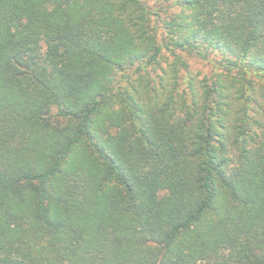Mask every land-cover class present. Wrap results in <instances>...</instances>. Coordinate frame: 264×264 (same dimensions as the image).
I'll return each mask as SVG.
<instances>
[{
    "label": "trees",
    "instance_id": "16d2710c",
    "mask_svg": "<svg viewBox=\"0 0 264 264\" xmlns=\"http://www.w3.org/2000/svg\"><path fill=\"white\" fill-rule=\"evenodd\" d=\"M0 264H264V0H0Z\"/></svg>",
    "mask_w": 264,
    "mask_h": 264
},
{
    "label": "rangeland",
    "instance_id": "374dc122",
    "mask_svg": "<svg viewBox=\"0 0 264 264\" xmlns=\"http://www.w3.org/2000/svg\"><path fill=\"white\" fill-rule=\"evenodd\" d=\"M186 61L188 64V74H190L195 79H199L202 78L203 76H207L210 74L211 71L210 65L202 61H199L195 58L186 57ZM182 76L185 77L184 74H182ZM180 82L182 83L183 80L181 79ZM52 112L54 113L55 111L53 110Z\"/></svg>",
    "mask_w": 264,
    "mask_h": 264
}]
</instances>
